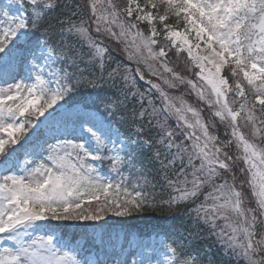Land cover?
I'll return each instance as SVG.
<instances>
[{"label": "snow or ice", "instance_id": "1", "mask_svg": "<svg viewBox=\"0 0 264 264\" xmlns=\"http://www.w3.org/2000/svg\"><path fill=\"white\" fill-rule=\"evenodd\" d=\"M0 264H264V0H0Z\"/></svg>", "mask_w": 264, "mask_h": 264}, {"label": "trees", "instance_id": "2", "mask_svg": "<svg viewBox=\"0 0 264 264\" xmlns=\"http://www.w3.org/2000/svg\"><path fill=\"white\" fill-rule=\"evenodd\" d=\"M189 99H190V101H192L194 98L189 97ZM167 215H168L167 211H159L158 210L154 213L149 212L145 219H136V220L131 221L130 227H136V228H140L143 230H148V228L151 225L163 222L162 218L167 216ZM190 230L193 232L196 231V229H194V228H191ZM196 244L201 248H203L205 244H207L211 247L212 241L211 240H198V241H196ZM213 252H215L214 248H213Z\"/></svg>", "mask_w": 264, "mask_h": 264}, {"label": "rangeland", "instance_id": "3", "mask_svg": "<svg viewBox=\"0 0 264 264\" xmlns=\"http://www.w3.org/2000/svg\"><path fill=\"white\" fill-rule=\"evenodd\" d=\"M184 74H186V75H187L188 73H186V72H185ZM188 99H189V97H188ZM189 100H190V99H189ZM190 102H191V101H190Z\"/></svg>", "mask_w": 264, "mask_h": 264}]
</instances>
